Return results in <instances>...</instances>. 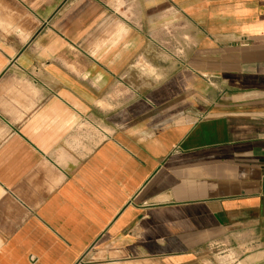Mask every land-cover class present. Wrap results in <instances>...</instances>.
Instances as JSON below:
<instances>
[{"label": "crops", "instance_id": "obj_1", "mask_svg": "<svg viewBox=\"0 0 264 264\" xmlns=\"http://www.w3.org/2000/svg\"><path fill=\"white\" fill-rule=\"evenodd\" d=\"M0 264H264V0H0Z\"/></svg>", "mask_w": 264, "mask_h": 264}, {"label": "bare ground", "instance_id": "obj_2", "mask_svg": "<svg viewBox=\"0 0 264 264\" xmlns=\"http://www.w3.org/2000/svg\"><path fill=\"white\" fill-rule=\"evenodd\" d=\"M9 27V26H8Z\"/></svg>", "mask_w": 264, "mask_h": 264}]
</instances>
